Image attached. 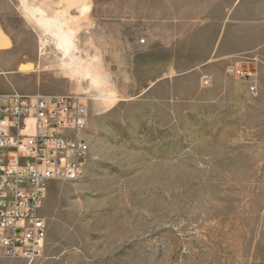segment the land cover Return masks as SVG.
Wrapping results in <instances>:
<instances>
[{
  "label": "rangeland",
  "instance_id": "rangeland-1",
  "mask_svg": "<svg viewBox=\"0 0 264 264\" xmlns=\"http://www.w3.org/2000/svg\"><path fill=\"white\" fill-rule=\"evenodd\" d=\"M5 1L41 92L86 99L90 154L45 191L43 256L0 264H264V0H85L70 53L27 9L65 0Z\"/></svg>",
  "mask_w": 264,
  "mask_h": 264
},
{
  "label": "built area",
  "instance_id": "built-area-1",
  "mask_svg": "<svg viewBox=\"0 0 264 264\" xmlns=\"http://www.w3.org/2000/svg\"><path fill=\"white\" fill-rule=\"evenodd\" d=\"M250 89L257 93L255 85ZM89 117L81 95L0 93V259L32 263L43 256L45 191L52 181L85 175Z\"/></svg>",
  "mask_w": 264,
  "mask_h": 264
},
{
  "label": "crops",
  "instance_id": "crops-1",
  "mask_svg": "<svg viewBox=\"0 0 264 264\" xmlns=\"http://www.w3.org/2000/svg\"><path fill=\"white\" fill-rule=\"evenodd\" d=\"M5 2L4 0V4ZM0 27L4 36L8 39L4 40L6 38L1 36L0 45L4 46L7 41L11 42L9 48L1 47L0 49V93L13 91L23 93L41 92V83L31 74L41 66L35 47L27 45L26 42L10 38L3 21H1Z\"/></svg>",
  "mask_w": 264,
  "mask_h": 264
},
{
  "label": "bare ground",
  "instance_id": "bare-ground-1",
  "mask_svg": "<svg viewBox=\"0 0 264 264\" xmlns=\"http://www.w3.org/2000/svg\"><path fill=\"white\" fill-rule=\"evenodd\" d=\"M61 1V0H60ZM67 2L68 5H66V7H68V11L65 10L67 9L66 7H63L64 9H61L59 11H57L56 8H54V11L52 10V12L47 13V11L44 8L41 7H27V9L30 11V13L36 17V19L39 21V23L47 29V31H54L55 35L58 37V46H60L61 48L64 49V51L66 53H70L72 51V48L74 47V38H75V34L77 29L75 30V26L72 27L69 24V20L66 21L65 19H63L67 13H69V7L71 6V8L73 7V5L75 4H80V9L82 13H86V11L89 9V5L85 0H65ZM62 2V1H61ZM59 4H61L59 1L57 2ZM57 4V5H59ZM60 6V5H59ZM59 8V7H58ZM74 8V7H73ZM88 12V11H87ZM67 16H71V15H67ZM82 16V15H81ZM85 16V15H84ZM33 17V18H34ZM80 17V16H79ZM69 18V17H68ZM82 18V17H81ZM73 21V20H72ZM78 23V22H77ZM81 23V22H80ZM53 32V33H54ZM52 33V34H53ZM5 40V39H4ZM57 40V38H56ZM45 43V42H44ZM7 44V43H6ZM42 48V47H41ZM74 49V48H73ZM70 55V54H69ZM73 56V55H72ZM94 64V63H93ZM95 65V64H94ZM93 66V65H91ZM89 65V67H91ZM86 67V66H85ZM86 69V68H85ZM94 69V68H93ZM90 68H87L84 72H85V78H88V76H92V71ZM97 72V70L95 71ZM98 74V73H97ZM93 81L97 82L99 81V76L94 75L93 77Z\"/></svg>",
  "mask_w": 264,
  "mask_h": 264
}]
</instances>
